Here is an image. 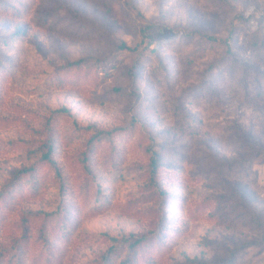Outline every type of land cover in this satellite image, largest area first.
I'll use <instances>...</instances> for the list:
<instances>
[{"label":"rangeland","instance_id":"374dc122","mask_svg":"<svg viewBox=\"0 0 264 264\" xmlns=\"http://www.w3.org/2000/svg\"><path fill=\"white\" fill-rule=\"evenodd\" d=\"M259 148L264 0H0V264H264Z\"/></svg>","mask_w":264,"mask_h":264},{"label":"trees","instance_id":"16d2710c","mask_svg":"<svg viewBox=\"0 0 264 264\" xmlns=\"http://www.w3.org/2000/svg\"><path fill=\"white\" fill-rule=\"evenodd\" d=\"M122 46L128 47V46H126L125 44H123ZM255 80H256V82L259 81L258 78H255ZM258 93H260V95L263 94L262 91H259ZM259 150H260L259 153H262V154L264 155V149H263V148H259ZM48 152H49V151H48ZM48 152L44 154V158H47V159H49L51 162H53V160H52V158L50 157V155H49ZM142 240L145 241L144 237H138V238H136L134 241H132V243H131V249L134 250V251H136L137 248L139 247V243H140ZM132 252H133V251H132ZM121 264H133V260L131 259V257H128V258L123 259L122 262H121Z\"/></svg>","mask_w":264,"mask_h":264}]
</instances>
